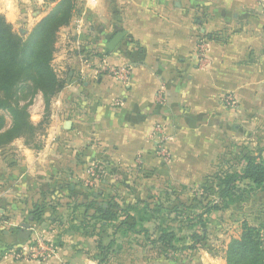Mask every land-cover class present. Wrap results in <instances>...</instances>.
I'll return each instance as SVG.
<instances>
[{
	"label": "crops",
	"instance_id": "0c3cea01",
	"mask_svg": "<svg viewBox=\"0 0 264 264\" xmlns=\"http://www.w3.org/2000/svg\"><path fill=\"white\" fill-rule=\"evenodd\" d=\"M32 5L39 6L37 12ZM45 5L46 0H0V14L12 25L25 18L31 28L46 14ZM263 5L264 0H79L73 21L56 45L53 66L67 82L55 97L43 149L33 153L19 147L0 153L3 221H29L37 204L46 205L44 219L54 221L73 212L76 202L100 201L104 192L94 181L108 188L111 176L96 179L95 166L161 176L168 167L183 180L198 178V185L217 173L213 167L224 135L246 128L264 130ZM37 13V19L30 18ZM119 33L126 35L109 51ZM203 42L208 51L201 62ZM81 48L105 49L111 64H131L130 84L94 77L80 63ZM159 92L164 105L157 101ZM227 95L234 97V106L223 104ZM157 124L170 136L168 165L157 154ZM256 218L258 224L264 222L261 213ZM240 235L241 230L234 238ZM83 238L76 239L80 243ZM60 247L53 264L99 263L94 253L88 256L80 248L66 252L68 242ZM0 264L36 263L5 257ZM198 264L226 261L222 253L204 252Z\"/></svg>",
	"mask_w": 264,
	"mask_h": 264
},
{
	"label": "rangeland",
	"instance_id": "374dc122",
	"mask_svg": "<svg viewBox=\"0 0 264 264\" xmlns=\"http://www.w3.org/2000/svg\"><path fill=\"white\" fill-rule=\"evenodd\" d=\"M57 1L46 0V5L43 8L46 14L37 23H34V26L30 28L29 24L25 22V18H21L16 25H13L14 31L26 39L32 29L52 11ZM51 5H54V7L49 11ZM38 8V5H32V11L34 12H37ZM39 15L37 13L35 16L32 15L33 17L30 16V18L37 19ZM60 33L58 41L61 38ZM106 53L105 49L99 52L97 49L81 48L80 63L82 65L85 58L106 59ZM58 76L61 80L67 82V76H64V74L61 76L58 74ZM26 92L19 94L21 104L29 106L32 122L38 124L43 121L45 123L46 131L44 135L36 137L35 143L26 145L24 139H18L9 146L1 148L0 153L19 147L37 153L44 147L43 143L51 124V112L55 98L50 102L48 109L41 93L27 94ZM29 92L33 91L29 90ZM0 115L5 118L7 125L10 126V116L2 110H0ZM263 132L262 128H246L236 133L232 131L231 134L235 138H232L231 134L228 137L224 135L220 143L221 153L213 167L214 170L217 168L219 170L240 172L245 165L244 159L246 157L258 154L264 156ZM169 140L157 147V154L167 165L171 163V156L167 149ZM93 171L96 179L99 180L106 179L107 175L111 176L108 178L109 183L106 184L109 186L108 188L98 186L101 182L92 181L96 182L98 188L96 186L95 188L97 190L101 189L104 192L100 201H97L103 208H107L109 203L119 205V210H117L119 218L116 222L103 224L100 218L93 219L92 217L96 214L94 209H91L88 216H85L84 208L77 202L75 208H73L74 211H70L66 216L57 218L54 221L43 217L44 220L38 224L28 221V218L23 222L21 221L22 223L19 221L11 224L5 223L0 212V260L2 261L5 257H8L12 261L53 264V261L58 257L59 249H63V247H60L61 243L66 244L68 242L69 248L67 247L68 251L66 252L71 253L72 250L75 251L80 248V251L85 252L88 256L94 253L93 257L99 261L101 259L100 245L103 244V246L108 247L109 242L113 240L114 245L110 249L107 264H198L199 258L201 259L204 252L215 255L222 253L226 261L229 244L235 239L234 236L240 230L242 234L243 222L258 224L256 216L261 213V218L264 217V192L261 190L250 193L244 200H238L228 209L221 208L219 211L207 214L205 213V207H208L210 201L218 202L214 191H212L215 190V185L211 181H206L207 178H205L202 185H198V178L183 180L180 177L171 175L172 171L168 170V167L166 176L157 173L115 172L110 168L103 169L102 165L93 167ZM205 185L207 188H211V191L203 192ZM89 196L92 197V194ZM148 205L152 207L162 205L166 209L158 214L156 218H153L152 222H143L146 216H149V213L145 210ZM70 207H72V204H70ZM131 207L134 209L130 210V214L138 222L137 230H142L143 227L147 229L149 239L145 237L143 232L115 235V227L121 221L126 220L125 211ZM175 207L178 208L177 214L169 212ZM187 207H190V209ZM179 213L182 215L179 216ZM198 215H203L206 228L203 229L198 224ZM128 223L132 224L133 220L128 219ZM263 223L258 224L256 227L263 228ZM167 229L175 232L177 236V241L174 243L178 248L177 251H168L161 242L157 241L163 230L167 231ZM196 233L203 238V241L199 244H195L192 239V236ZM78 236L84 237V241L79 243L76 239ZM63 239L68 241L63 242ZM88 239L91 240L89 246L85 245ZM58 247L60 248L58 249ZM190 247H194V249L188 250L187 248Z\"/></svg>",
	"mask_w": 264,
	"mask_h": 264
},
{
	"label": "trees",
	"instance_id": "16d2710c",
	"mask_svg": "<svg viewBox=\"0 0 264 264\" xmlns=\"http://www.w3.org/2000/svg\"><path fill=\"white\" fill-rule=\"evenodd\" d=\"M79 0H58L52 11L44 17L24 39L18 35L13 25L0 14V110L7 113L11 118V125L8 126L6 120L0 115V149L5 148L18 139H24L26 145L35 143L39 135H44L46 131L45 123L38 124L32 122L28 105H22L19 94L41 93L48 109L50 102L66 86V81L59 78L56 73L53 61L56 54V45L59 33L68 27L78 11ZM32 90L33 92H29ZM245 165L240 172L219 170L206 181H211L215 185L214 195L218 202L210 201L205 207V213L219 211L221 208L228 209L238 200H244L250 193L264 191V156L263 154L251 155L244 159ZM243 187V188H241ZM211 188L206 185L203 192H209ZM86 211L85 216L91 209L96 210L97 217L103 224H111L118 220L119 205L109 203L107 208H103L97 201L81 205ZM46 205H35L30 213V221L41 222L45 215ZM190 209V207H187ZM127 209L125 219L115 227V235L119 233H144L149 239V231L143 227L137 230L138 222L131 216ZM166 209L162 205L146 206L149 213L143 222H152L158 214ZM168 210V209H167ZM165 211V210H164ZM172 214H177L178 208L170 210ZM182 214L179 213V216ZM133 223H128V219ZM198 224L201 228H206L203 215H198ZM106 227V226H105ZM125 230V231H124ZM262 227L251 226L248 222L242 224V234L239 238L231 241L228 247L227 264H264V239ZM203 232V230H202ZM192 239L195 244L203 241L202 236L194 234ZM167 248L168 251H177L175 246L177 236L172 230H163L157 240ZM156 243V242H152ZM114 241H110L108 247L100 245L101 259L98 264H107L109 252ZM193 250L194 247L187 248Z\"/></svg>",
	"mask_w": 264,
	"mask_h": 264
},
{
	"label": "built area",
	"instance_id": "2783aa9c",
	"mask_svg": "<svg viewBox=\"0 0 264 264\" xmlns=\"http://www.w3.org/2000/svg\"><path fill=\"white\" fill-rule=\"evenodd\" d=\"M262 13L264 15V5L262 8ZM208 48L206 43H201L199 46V58L200 61L203 62L206 59ZM86 70H89L94 74V77L99 76H107L109 78H112L113 80L117 81L123 86H128L130 84L132 75H133V66L131 64L126 65H114L108 62L106 59H89L85 58L83 60L82 64ZM88 71V72H89ZM83 77L87 74L82 71ZM157 101L159 104L164 105L165 104V97L163 95V92H159L157 94ZM224 104L229 106H234L236 104L235 99L231 95H227L223 98ZM116 105H120V103L117 101ZM154 135H156V139L158 140V143L164 144L167 142V140L170 139V136L167 132H165V129L162 125L157 124L154 130ZM163 146V145H162ZM93 173V177H95V172Z\"/></svg>",
	"mask_w": 264,
	"mask_h": 264
},
{
	"label": "water",
	"instance_id": "95a60500",
	"mask_svg": "<svg viewBox=\"0 0 264 264\" xmlns=\"http://www.w3.org/2000/svg\"><path fill=\"white\" fill-rule=\"evenodd\" d=\"M125 35H126L125 33H119V34H117L113 38V40L109 43V45L107 46V49L109 51H114L116 49V47L118 46V44L121 42V40L125 37ZM66 126H70V122H67Z\"/></svg>",
	"mask_w": 264,
	"mask_h": 264
}]
</instances>
